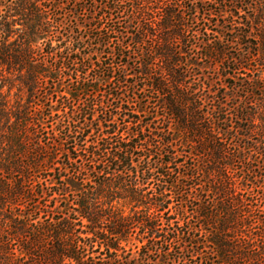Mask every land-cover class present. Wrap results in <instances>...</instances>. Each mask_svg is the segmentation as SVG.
I'll return each mask as SVG.
<instances>
[{
  "label": "trees",
  "instance_id": "trees-1",
  "mask_svg": "<svg viewBox=\"0 0 264 264\" xmlns=\"http://www.w3.org/2000/svg\"><path fill=\"white\" fill-rule=\"evenodd\" d=\"M126 1L133 4L131 36L132 27H102L106 14L101 24L75 17V29L67 28L61 12L72 5L73 15L88 12L84 0H0V264H264V195L253 196L255 164L264 165V119L253 122L258 110L234 115L229 94L216 95L236 92L229 80L237 77L223 75L220 91L193 75L199 60L229 62L239 67L235 75L264 73V23H245L250 4L235 0ZM114 3L125 15L122 2ZM134 53L142 56L139 83L127 74ZM253 58L263 60L254 71L246 65ZM107 87L115 112L97 120L101 103L79 119V108ZM250 88L264 93L250 83L239 90ZM146 91L158 95L166 117L152 113L148 99L136 100ZM162 119L168 127L160 128ZM178 143L194 157L175 149ZM41 172L49 174L44 181ZM46 199L65 218L48 212L43 221Z\"/></svg>",
  "mask_w": 264,
  "mask_h": 264
},
{
  "label": "rangeland",
  "instance_id": "rangeland-1",
  "mask_svg": "<svg viewBox=\"0 0 264 264\" xmlns=\"http://www.w3.org/2000/svg\"><path fill=\"white\" fill-rule=\"evenodd\" d=\"M75 1L79 2L81 0H75ZM119 1L122 2L121 5L123 6V9H125L124 11L126 12V14L123 15V16L122 15L118 16V12L115 11L116 4L114 2H119ZM219 1H223V0H219ZM228 1H232V0H228ZM262 1H263V4L259 5L258 3H255L254 1H251V0H235V3L239 2L240 5H241V2H243L244 6L247 5V4L248 5L250 4V7L247 8L248 9V11H247L248 14H247V19L244 20L245 23L247 21H250V22L254 21L255 25H256V23H259V22L264 23V15H262V14H264V0H262ZM175 3H176V1H175ZM83 5L87 6L88 12H85L86 10L85 11L83 10L82 12H80V10H81V8H80L79 9V13L76 14V15H73V14L70 13L73 10V8H74L73 5L69 6L67 8L68 11L64 10V11L61 12L64 15V17H65V20H66L65 22L68 24L66 26L67 28L69 27V25H71L75 29V26L77 24L75 22V20H74L75 17L78 18L79 22L82 25H87L91 20H93L95 25L101 24L100 23V18L104 17V15L106 14L108 19H110V18L111 19H110V21L105 20V22L101 24L102 27L106 26L107 28H112V27H114V25L116 23V27H117L119 32H126L127 30H125V29H127V27H132L131 28L132 30L130 32H128L127 35L131 36L132 34H136V30H134L135 25L131 24L130 20L128 19V12L133 7L132 3H130L128 1H126V0H84V4ZM105 7H108L109 10L106 9ZM84 16H86V17H84ZM186 19L189 20V17L187 16ZM197 19L199 20V22H197V23H199L201 25L202 16L200 18H197ZM241 22H243V20H241ZM254 27H255V31H256V32H254V34H258L259 33V32H257L258 29L256 30L257 26H254ZM199 29H202V28L199 26ZM66 33H67L66 31H63V35L65 37H66ZM76 34L84 36L85 35V30L82 31V34L80 32H78V31H76ZM216 37H217V35H214L210 39L214 41L216 39ZM112 38H115V44H116L118 38L122 39L123 36L121 34L120 35L118 34V35H113ZM229 40H231L230 35L227 36L225 38V40L222 39V41H229ZM129 44H131V42ZM149 44H153V43H151V41H150ZM112 47L114 48V45ZM254 49L255 50H253V53H256L257 55L261 54L260 49H257V48H254ZM246 51H247V48H246L244 54L246 53ZM110 52H111V50H110ZM231 55L235 59H240V56H243V53H241L239 51V46L238 47L237 46H233L232 49H231ZM51 63H53V62L51 61ZM129 63H130L131 66L128 69L127 74L128 75H133V74L139 75L136 80L135 79L134 80H130L131 83L133 81L135 83H137V82L139 83L140 81L145 79L144 76H141L139 74V73L142 72L141 67H140L141 64H142V56H141V54H135V53L132 54V59L129 61ZM197 63H198V67L194 69V74L193 75H195V77L198 80L202 79L206 85H208V86L213 85L216 89H219L220 91H223L222 89H223V85L224 84H223V80L221 78L223 75H226V73H227V75L230 74V75H233V76L237 77V79L231 78L229 80V82H233V84L237 87L236 92H234V93H221L220 92V93H216V95L218 94V97L220 98V100H223V98H225L224 96H226V94H229L230 97L228 98L227 104H228L229 109L232 110V113L234 115H238L237 113H239V115L241 117V115L246 113V112L247 113L248 112L249 113H255L258 110V114L255 116V119L253 120V122H255L257 125H260V119H262V118L264 119V93L262 91H259V90H255L254 91L251 88H250L248 93H244L243 91L239 90V88L241 86H247L249 83H250V87H256V85L258 87H263L264 86V82H258V80L260 78L264 79V73H257V72L251 73L250 71L241 70L240 72H238L239 74L235 75L232 70L238 69L239 67L238 66H233L229 62H226L224 65L214 64L212 66H211V64L208 63L209 65H207L205 62L200 61V60ZM262 63H263V60H261V59L254 60V58H253L249 62H247L246 65H247V68H249V69L254 71ZM96 71L91 73V78L95 77L98 74ZM149 85H150V83H149ZM112 88L111 87L103 88V90L101 92L102 94L99 96V98L91 99V100L89 99L88 102H86V105H87L86 107L81 106V108H79V112L82 111L83 115L79 116L78 118L79 119L80 118L84 119L85 116L88 114V109L89 108H93V106H98L101 103H102L101 106H99V108H97V112H96V116H98L97 120L103 121L105 119V115H104L103 111H105V113H108V112H111V111L115 112V110L110 106L113 103L112 99L109 97V94L113 93ZM6 91L7 90H5V92ZM40 93H44V94L41 95V97H43V95L45 96V93H48V92L44 91V92H40ZM58 93H60V92H58ZM63 93H66V91H64ZM124 93H129V96L133 97V94H132L133 91L132 90H127L126 92L124 91ZM140 93H141L140 96H138L139 98H137L136 100H138V99H148V103L152 107L151 108V112L152 113L156 112L157 113L156 116L159 115L162 118L167 116L165 111H164V109L162 108V106H157V101L159 99L158 95L156 96V95H154V93H151L149 91L140 92ZM15 94H17L16 90H14V92L12 94L11 100L13 102L16 100L15 97H14ZM213 94L214 93H208L209 97H214ZM19 95H20V98H22L24 101H26V99H27V94L26 93H21ZM58 101H60V103H61L60 109L65 107V106H63V104L64 105L67 104L65 101L60 100L58 97H56L55 103H57ZM133 109H135V106H134ZM234 109H236V111ZM153 117L154 116L149 117L147 119H144L145 124L149 123L153 119ZM234 121L237 122V120H234ZM58 122H62L63 123L62 125L66 126L68 120L64 119L63 117H60V119H58ZM160 125H161L160 128H163V125L168 127V124L163 122V119L161 120ZM239 125H240V127H243V128H246L247 126H249V124H247L246 122H241ZM237 127H239V126H237ZM166 139L170 140V139H172V137L167 136ZM239 145L244 146V141H240ZM176 147L177 148H175V149H178L182 153L183 152L186 153L185 156L194 157L193 155H191V153L193 151L189 147L181 149V144L180 143H178ZM204 149H206V146H204ZM181 161H183V162L187 161L186 162L187 163V167L199 166L197 161H195V160H187L186 158H183V160H181ZM263 166H264L263 162H260L259 164H255L254 168H255V173L256 174H254V177L258 178V180H256V181L254 180V185H253L254 186V194H253V196H258V195L262 196V195H264V180H261L262 175H264ZM241 168L242 167H241V165L239 166V164L236 167V171L238 172V176L239 177H243V174H241V172H240ZM36 176L40 180L44 181L46 178H48L49 174L41 172V174L36 175ZM199 180L202 182V184H206L210 188V186L208 184V181L205 178H203V176H202L201 179L199 178ZM194 183H198V182L197 181L189 182V185H193ZM70 201L72 202L73 198H70ZM47 206L49 207V209L46 208ZM53 206H54L53 204H49V199H46L45 201H42V203H41L42 213L41 214H42L43 221L48 220V215H47V214H49L48 212L53 213V215H51V218H55L56 221L60 220L61 218H65L64 215L54 214L55 210L50 209ZM189 207L190 208L188 209L189 213L187 214V217L192 219L191 226L198 228L199 227V223L197 222L196 218H193L194 215H195L194 214L195 206H189ZM33 217L36 218L37 216H33ZM183 230L186 231L187 229L185 228ZM203 241H205V239ZM211 259L213 260V257Z\"/></svg>",
  "mask_w": 264,
  "mask_h": 264
}]
</instances>
